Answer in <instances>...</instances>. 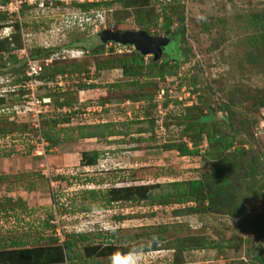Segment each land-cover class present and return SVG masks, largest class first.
<instances>
[{"label": "rangeland", "instance_id": "rangeland-1", "mask_svg": "<svg viewBox=\"0 0 264 264\" xmlns=\"http://www.w3.org/2000/svg\"><path fill=\"white\" fill-rule=\"evenodd\" d=\"M5 1L0 0V39H9L11 53L27 69L34 61L43 77L52 67H64L51 81L27 77L26 86L13 87V94L0 91V252L15 251L9 264L16 263V254L69 241L75 246L62 249V264H82L77 256L84 264H264V178L252 192L242 176L264 174V44L258 45L264 35V0H181V13L164 9L161 0H10L6 7ZM105 1L110 4L81 7ZM138 5L141 15L154 13L152 27L135 21ZM164 23L170 32L161 28ZM104 30L143 31L158 39L175 36L176 45L155 59L133 46L102 41ZM45 49H53V55L31 59ZM96 49L100 53L93 55ZM183 49L189 52L181 62ZM132 51L143 56V71L125 77L122 65L135 66L128 62ZM169 52L181 62L175 73L168 75L165 68L163 77L156 76L157 70L146 77L145 68L152 61L164 62ZM16 78L21 76L0 79ZM49 94L69 106L58 107L47 99ZM240 94L246 101L231 107L236 113L232 126L220 125L221 134L233 137L229 151L209 149L207 133H195V123L184 133L192 106L204 102L212 113ZM142 95L153 97L133 100ZM34 98L46 99L35 130L49 128L71 140L56 147L46 141L44 148L36 144L28 112ZM213 114L216 121L225 116ZM151 119L153 132L137 133L148 129ZM102 122L114 123L121 135L77 138L78 128L88 131ZM181 141L189 144L191 154L176 150ZM166 145L173 148L166 150ZM96 152L99 159L89 164ZM218 179L228 181L222 193L228 198L222 203L216 196L210 209L206 195L215 193ZM190 181L200 184L194 189L199 196L189 203L173 198L163 204H107L103 196L130 185H149L150 195L161 196L174 193L173 183ZM188 207L196 210L188 212ZM80 233H86L85 240L78 239ZM162 236L165 241L155 243ZM109 246L115 254L98 257Z\"/></svg>", "mask_w": 264, "mask_h": 264}, {"label": "trees", "instance_id": "trees-1", "mask_svg": "<svg viewBox=\"0 0 264 264\" xmlns=\"http://www.w3.org/2000/svg\"><path fill=\"white\" fill-rule=\"evenodd\" d=\"M25 1V0H24ZM162 2H164V9L167 7H170V11L176 13V12H183V9L180 7V1L181 0H161ZM10 0L5 1L3 6H7L9 4ZM133 3L132 1L128 2ZM101 4L104 5H109V2H103V3H96L93 5H82L81 7L83 9H88L91 6L93 7H97ZM132 4H130L131 6ZM78 6V5H76ZM137 9H133L134 10V17H135V21L137 23H139V25H141L142 27L148 28V27H152L155 23H156V18L153 20V15L154 13L151 12V15L148 13H143L141 15V10H140V5L134 7ZM147 14V15H146ZM143 15L147 16V19L143 17ZM156 17V16H155ZM2 17H0V21ZM262 19H258V21H261ZM263 27V26H262ZM161 28L163 30H166L168 32H170V26L167 23H164ZM3 29L2 25H0V30ZM181 30L184 29L183 24H181L180 27ZM120 32V31H118ZM172 38H168L169 42L168 44L162 48V53H167L168 50H172V48L175 47L176 44H174V38H176L175 36H171ZM181 37V35H180ZM260 39L261 41H264V35L261 34L260 35ZM9 39L7 37H4L2 39H0V70L2 69H6L8 70L7 73H2L0 71V78L3 76H21V79L16 78V79H0V91H7L8 93L13 94L14 92H10V90L13 87H16L18 85H21L22 83L25 82V80L27 79L26 77V71H27V67L25 62L23 63L22 60L18 59L15 55H13L11 53L13 48L10 46V43L8 42ZM263 41L259 42L258 45H262L263 46ZM8 44L9 46H5L4 44ZM103 46V45H102ZM181 54L184 57V60L181 62H184L187 54H188V50L187 49H183V51H180ZM54 53L53 49H45L42 52H40L39 54H31L30 57L31 59L35 60L37 58L43 57L44 59L49 58V56H52ZM100 50L96 49L93 53V55L95 54H99ZM176 53V52H174ZM126 60V59H123ZM127 61V60H126ZM132 61L135 66L133 69H131L128 66L122 65V69H123V76L125 77H130V76H134V75H140L142 74L141 72L143 71V65H144V61H143V56H141L140 54L138 55L136 52L132 51L130 58L128 59V62ZM152 61V60H151ZM171 62L173 65L169 66V63ZM181 62L178 61V58H176L173 54H171V52H169L168 57L165 59L164 62L161 63H154L152 61V64L150 66H147L145 68V76L146 77H150L151 71L153 70H157L156 76L157 77H163L164 74L162 73V71L167 68V72L166 74L168 75H172L175 73L176 69H178L179 65L181 64ZM12 64V65H10ZM44 67V66H43ZM45 68V67H44ZM64 67H57L54 68L52 67V71L49 74H46L41 76V74H39V76H36L37 79L39 80H44L46 79V81H51L52 79H54V77L57 74H61L63 73ZM171 69L173 70V72H171ZM38 82V81H37ZM18 90V89H17ZM57 94H49L47 95V98H53V102H55V104L62 108L63 106H69V103L64 99L62 102H59L58 99H56ZM153 95H142L141 97L135 98L133 99L135 102H141V101H148V100H152ZM232 97V96H231ZM246 101V98L244 97V95H239V97H232V98H228L226 103H221L222 105H219L218 108L213 111L212 113H209V111H212L206 104H204V102H200V106L199 105H194L189 109V114L184 118V133L189 131L188 128L193 125V123H195V133H197V131H199L200 134H204V132L207 133V147L209 149H212V146H215L219 151L221 150V152L223 151H229L232 147V142H231V137H228L225 133L221 134V130H220V125L221 124H226V125H231L232 126V122L233 119H235L236 117V113L235 111L231 110L232 106H236L237 103L239 102H244ZM237 102V103H236ZM4 104V99L0 98V107L3 106ZM260 106L262 108H264V103H261ZM152 107V106H151ZM217 111H219L220 113H224V117H221L220 120H215V114H213L214 112L216 113ZM68 115H66L67 117ZM215 117V118H214ZM217 119V118H216ZM63 122H66L65 120H63ZM154 119H151L149 121V128L145 129V130H138L137 133L139 134H146V133H152L154 130ZM46 126L49 127V123L45 122ZM52 124H58L57 121H53ZM167 125V124H166ZM89 130H85L83 131V127L78 128L79 130V136L77 137L78 139H94V138H108V137H114V136H119L121 135L120 131H115V124L114 123H106V122H102V123H98L96 125H91L88 127ZM187 128V129H186ZM36 128H30V132H35L38 136V139H36V144L40 143L41 139L43 141H46L47 143H49L50 147H56L59 143L61 142H65L67 140H71V137H69L68 135H64L62 138L60 137L59 133H53L51 132V129L47 128L45 130H41V128L37 131L35 130ZM31 144V143H30ZM33 146V145H31ZM30 146V147H31ZM176 147V146H175ZM33 148V147H32ZM31 148V150H33ZM166 150H169L170 148L172 149L173 147H170L168 145H166L164 147ZM30 150V151H31ZM48 150V148H47ZM176 150L178 152H180V154L182 155H189L191 154L193 151H191V148L189 147V144H187L184 141H181L178 146L176 147ZM100 153H95V158L94 160L89 163H95L96 159H99L100 157ZM242 176L246 177V179H244V183L247 186L248 191H255V187L257 184H259L260 180H263L262 178H264V174L263 172H259L257 171L255 174L254 173H249V172H245L242 174ZM257 178V183L256 181L252 180V179H256ZM0 180L2 181V179L0 178ZM199 181H190L188 183H173L171 186L174 189V193H167V194H163L161 196H153L149 194V191L151 189V186L149 185H130L128 187H116L112 190H108L106 193H104V198H105V202L107 204H114V203H119V202H126V203H141V202H147L148 200H150V203L148 202V204H152V203H157V204H163L164 200H169V199H173L175 198L177 203L179 204H183V203H189L192 202L196 199L197 196H199V194L197 192H194L195 188H198L199 185ZM216 186L214 188L215 193L209 192L207 193L206 197L209 199V203L207 204L208 207L213 208V199H216L218 196L220 199H222V203L225 202V200L228 198V196H222V193L224 192V189L228 186V181L227 180H223V179H218L217 183H215ZM183 185H186L185 188H183ZM90 195L94 196V192L93 191H89L88 192ZM232 195H237L232 194ZM231 193L229 196H232ZM217 196V197H216ZM236 198V196H235ZM200 203L203 205L204 204V200H201ZM196 209H194L193 207H188L187 211L188 212H194ZM234 215H238L237 213ZM118 219H122L125 220L126 217L125 216H118ZM52 227V226H51ZM162 232H166L167 231V227L166 226H162L161 227ZM86 233H80L79 235L77 234V236L79 237V240H85L86 239ZM165 239L164 237H159L158 241L155 243H162L164 242ZM154 243V244H155ZM26 243H16L13 242L12 246L14 245H22L25 246ZM75 246V242H66L64 243L63 246L61 247H50L52 249H35L33 251H27L24 253H20V255L16 254L15 258L16 259V263L15 264H24L26 261V264H48V263H53L56 262V264H62L63 263V257H62V249H66L68 251L72 250V248ZM156 246V244H155ZM153 245V248H156ZM1 247V246H0ZM93 248V247H92ZM49 250V253L48 251ZM98 250V249H97ZM8 252V253H7ZM6 253L4 252H0V264H9L10 263V259L12 258V255L15 254V251H11L8 250ZM110 254H115L113 252V249L111 248V246L109 247H105L101 250H99L98 252V257H106L107 255ZM4 255V256H3ZM5 255H9L7 256V258L9 259V262L7 263V258ZM11 255V256H10ZM58 256L57 259H55V256ZM91 256V254H89ZM18 259V260H17ZM23 259H26V261H24ZM77 259L79 262H81L82 264H84V261L80 260V257L77 256ZM264 260V259H263ZM74 262V261H73ZM72 264H75L73 263Z\"/></svg>", "mask_w": 264, "mask_h": 264}, {"label": "water", "instance_id": "water-1", "mask_svg": "<svg viewBox=\"0 0 264 264\" xmlns=\"http://www.w3.org/2000/svg\"><path fill=\"white\" fill-rule=\"evenodd\" d=\"M99 36L105 42L110 41L122 46H133L142 55L152 54L155 59L162 54V48L169 42L166 38L158 39L143 31L112 32L110 30H104ZM149 41L153 43L152 46L147 44Z\"/></svg>", "mask_w": 264, "mask_h": 264}, {"label": "built area", "instance_id": "built-area-1", "mask_svg": "<svg viewBox=\"0 0 264 264\" xmlns=\"http://www.w3.org/2000/svg\"><path fill=\"white\" fill-rule=\"evenodd\" d=\"M28 66V69H27V73L25 74L26 77H29V79L35 77V76H38L40 74V71H41V67L40 66H36L34 61L33 62H30L27 64ZM26 84V83H25ZM24 83L21 84V88H24L26 85ZM17 87V86H16ZM16 90L14 89H11L10 92H15ZM32 95V94H31ZM37 98V97H36ZM34 98L32 103H30V99H28V102L31 104V107H33V109H29V115L31 117V120L34 122V125L33 127L34 128H38L35 124V122H37V124L39 123L40 121V104L41 102H45V98H42L41 101ZM48 99V98H47ZM25 104V103H23ZM42 145L43 148H44V143H43V140L41 139L40 143H38L37 145Z\"/></svg>", "mask_w": 264, "mask_h": 264}, {"label": "clouds", "instance_id": "clouds-1", "mask_svg": "<svg viewBox=\"0 0 264 264\" xmlns=\"http://www.w3.org/2000/svg\"><path fill=\"white\" fill-rule=\"evenodd\" d=\"M8 93V92H7Z\"/></svg>", "mask_w": 264, "mask_h": 264}, {"label": "flooded vegetation", "instance_id": "flooded-vegetation-1", "mask_svg": "<svg viewBox=\"0 0 264 264\" xmlns=\"http://www.w3.org/2000/svg\"><path fill=\"white\" fill-rule=\"evenodd\" d=\"M164 53V52H163Z\"/></svg>", "mask_w": 264, "mask_h": 264}]
</instances>
